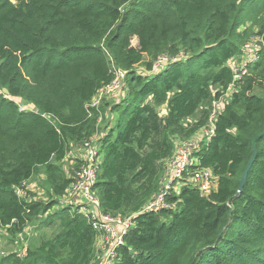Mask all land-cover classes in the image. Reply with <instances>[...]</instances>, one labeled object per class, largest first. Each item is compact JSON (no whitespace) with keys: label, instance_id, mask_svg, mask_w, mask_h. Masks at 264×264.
Segmentation results:
<instances>
[{"label":"trees","instance_id":"trees-1","mask_svg":"<svg viewBox=\"0 0 264 264\" xmlns=\"http://www.w3.org/2000/svg\"><path fill=\"white\" fill-rule=\"evenodd\" d=\"M263 12L264 0H0V225L10 238L34 221L55 231L0 264H93L97 232L62 202L73 179L60 166L72 144L91 143L101 212L134 216L116 264H264V136L238 192L264 130V51L238 81L229 66L253 37L264 43ZM118 71L122 99L92 107ZM228 91L197 153L215 189L182 187L174 209L140 213L175 142ZM41 169L48 198H20Z\"/></svg>","mask_w":264,"mask_h":264},{"label":"built area","instance_id":"built-area-1","mask_svg":"<svg viewBox=\"0 0 264 264\" xmlns=\"http://www.w3.org/2000/svg\"><path fill=\"white\" fill-rule=\"evenodd\" d=\"M257 38L262 46L254 50L252 54L248 53L250 62L256 61L260 53L264 51V43L258 37ZM252 38V39H253ZM251 40H249L245 46H248ZM167 60L159 59L157 64L161 65ZM156 64V65H157ZM155 65V66H156ZM246 74V70L243 68L239 74H234V80L238 81L241 76ZM120 75L121 79L124 78V73L121 71L116 72L114 81L104 89L99 91L100 93L109 89ZM236 76L239 78L237 79ZM231 86L228 90H230ZM117 88V87H116ZM122 90V86H121ZM97 94V95H98ZM221 102V101H220ZM215 102L212 106V111L209 116L207 124L199 130L193 137L186 141H176L175 150L169 161L166 162L165 172L161 182L159 191L152 197L148 204L140 213L160 212L163 210H172L175 205H171L168 202V197L174 193L179 194L182 187H192L198 189L203 196L209 195L216 187L213 188L211 179L214 177L210 170L197 168L199 165V158L197 153L201 148L206 145L214 135L215 120L218 114L215 113ZM97 102L91 103V106H97ZM85 158L81 160V170L76 174L72 184L68 188L65 196L69 194L67 202L63 199L62 202L70 206L71 209L77 210L82 213L92 223L93 228L97 232V239L101 242L100 255L96 264H116L119 260V250L125 245V237L132 227V219L134 216L129 217H111L101 212L99 199L94 190L96 181V175L100 165V160L97 154V148L94 143L86 144L85 146ZM191 167H196L193 173L189 172ZM27 183H24L22 187L17 188L16 192L20 198H25L27 201L33 200L27 190ZM27 192V194H26ZM0 229L6 232L7 227L3 228L0 225ZM20 236V235H19ZM26 249L20 250L19 257L25 255Z\"/></svg>","mask_w":264,"mask_h":264},{"label":"rangeland","instance_id":"rangeland-1","mask_svg":"<svg viewBox=\"0 0 264 264\" xmlns=\"http://www.w3.org/2000/svg\"><path fill=\"white\" fill-rule=\"evenodd\" d=\"M264 16V12H263ZM132 45L137 46V39L133 38L132 39ZM262 44L257 38L251 39L250 43L248 46H243L242 47V54L241 56H238L237 58L232 59L229 62L230 68L233 70L235 74H239L245 69V66L248 62H250L249 54H252V52L258 48H260ZM162 68L161 65L157 64L154 68V71H158ZM246 70V69H245ZM139 71H142V68H139ZM247 71V70H246ZM238 79L239 77L236 76ZM123 85L121 76L118 75L117 79L115 80L114 84L109 88L106 89V91L98 94L93 100L92 103L97 102L99 105L103 100L106 101H111V102H119L123 95L124 92L121 90V86ZM117 87V88H116ZM234 89V88H233ZM232 89V91H233ZM228 95L223 98V100L219 103L215 104V113L219 112L222 107H223V102L225 100H228ZM255 93L259 96H263L262 92L260 89H255ZM23 108H31L23 105ZM165 114V109L161 108L160 109V115ZM177 142H175V145ZM85 147H80L78 145L72 144L69 153L66 155L64 161L60 162V166L62 169L65 171V174L68 178H74L76 174L81 170V160H84L85 156ZM169 161V160H168ZM166 167V165H165ZM165 176V175H164ZM213 188L215 187V180L213 178L211 179ZM27 190L28 193L32 196L37 198L38 200L45 201L46 198H48V193H47V188L45 185V176L43 173V170L41 169L36 173L29 181L27 184ZM69 198V194L66 195L65 198L63 199L65 202H67ZM54 229L51 227H42L38 228L37 227V222L34 221L32 224H30L27 229L25 230V233L22 236H16V238H10L8 235H6V232L2 229H0V257L9 253V252H16L20 251L23 249L24 244H26V240L28 239V242L35 240L34 242L39 241L40 238H48L54 234ZM26 233L29 234V237L25 235ZM100 249H101V242L96 239L95 245H94V261L93 264L97 263L98 257L100 255Z\"/></svg>","mask_w":264,"mask_h":264},{"label":"water","instance_id":"water-1","mask_svg":"<svg viewBox=\"0 0 264 264\" xmlns=\"http://www.w3.org/2000/svg\"><path fill=\"white\" fill-rule=\"evenodd\" d=\"M3 92L5 94H7V90L4 89ZM262 136H264V130L262 132H260L252 141V156L248 162V164L246 165L242 175H241V179H240V182H239V189H238V192H241L244 188V185H245V182H246V179H247V176H248V173L256 159V156H257V149H256V144H257V141L258 139H260Z\"/></svg>","mask_w":264,"mask_h":264},{"label":"crops","instance_id":"crops-1","mask_svg":"<svg viewBox=\"0 0 264 264\" xmlns=\"http://www.w3.org/2000/svg\"><path fill=\"white\" fill-rule=\"evenodd\" d=\"M57 208V207H56ZM27 229V228H26ZM25 233V232H24ZM23 235V234H22ZM22 235H20V236H22ZM25 235H27L28 237H29V234L28 233H26ZM97 239V238H96ZM33 240V238L31 239V241ZM30 241V242H31ZM28 246H29V242H28V239L26 240V244H24V246H23V248H25V249H27L28 248ZM23 250V249H22ZM16 252H20V251H16ZM18 254V253H17Z\"/></svg>","mask_w":264,"mask_h":264},{"label":"bare ground","instance_id":"bare-ground-1","mask_svg":"<svg viewBox=\"0 0 264 264\" xmlns=\"http://www.w3.org/2000/svg\"><path fill=\"white\" fill-rule=\"evenodd\" d=\"M259 57H260V56H258V58L256 59V61H258ZM256 61H254V62H256Z\"/></svg>","mask_w":264,"mask_h":264}]
</instances>
